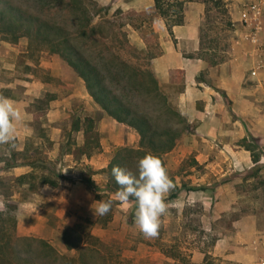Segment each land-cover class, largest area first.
Wrapping results in <instances>:
<instances>
[{"label": "rangeland", "instance_id": "obj_1", "mask_svg": "<svg viewBox=\"0 0 264 264\" xmlns=\"http://www.w3.org/2000/svg\"><path fill=\"white\" fill-rule=\"evenodd\" d=\"M77 1L81 22L91 19L116 52L153 71L165 27L152 0ZM190 1L204 5L197 49L182 46L180 53L204 68L188 85L159 82L171 85L189 129L161 157L176 187L155 239L143 238L134 206L122 205L105 187L110 157L117 148L136 147L135 132L110 120L57 55L24 38L0 37V95L22 115L15 147L0 145V205L13 209L17 235L41 238L73 258L76 249L62 242V231L72 227L71 241L91 235L124 264H172L175 255L192 264H255L264 252V144L257 135L264 131V84L242 80L245 92L237 93L232 78L234 64L238 70L253 59L264 64V53L246 52H253V29L239 20L232 1ZM260 25L262 48L264 13ZM44 177L57 185L45 188ZM96 192L116 202L105 216L93 212Z\"/></svg>", "mask_w": 264, "mask_h": 264}, {"label": "trees", "instance_id": "obj_2", "mask_svg": "<svg viewBox=\"0 0 264 264\" xmlns=\"http://www.w3.org/2000/svg\"><path fill=\"white\" fill-rule=\"evenodd\" d=\"M77 0H0V37L11 43L24 38L31 46L55 54L82 81L86 93L103 113L132 129L136 147H120L106 165V190L116 193L119 186L112 176L113 166L136 172L140 157L153 153L159 158L172 149L189 129L177 107L171 85L161 84L152 71L125 59L77 14ZM186 0H153V8L171 34L173 26L183 22ZM205 2V0H204ZM253 163L259 154L251 146ZM25 175L18 178L22 180ZM40 184L55 187L56 182L44 177ZM104 195V194H103ZM112 200L95 194L96 200ZM113 204H116L114 200ZM0 212V264H124L114 260L107 248L91 235L71 241L72 227L62 231L66 249L75 248L77 256L69 258L50 243L32 236H19L12 214ZM172 264H192L184 257L173 256Z\"/></svg>", "mask_w": 264, "mask_h": 264}, {"label": "clouds", "instance_id": "obj_3", "mask_svg": "<svg viewBox=\"0 0 264 264\" xmlns=\"http://www.w3.org/2000/svg\"><path fill=\"white\" fill-rule=\"evenodd\" d=\"M21 120L14 101L0 95V145L15 147L17 124ZM111 173L119 186L115 198L122 205L134 206L133 221L139 233L144 239L157 238L162 217L169 213L167 197L176 187L161 158L147 153L138 159L135 173L118 165L112 167ZM94 204L97 205L93 210L95 216H105L113 201L100 200ZM0 212L7 213V208L0 205Z\"/></svg>", "mask_w": 264, "mask_h": 264}, {"label": "crops", "instance_id": "obj_4", "mask_svg": "<svg viewBox=\"0 0 264 264\" xmlns=\"http://www.w3.org/2000/svg\"><path fill=\"white\" fill-rule=\"evenodd\" d=\"M230 1H232L231 5H234V10L236 11L237 9L238 18L240 20L239 10L241 9L242 3L255 0ZM203 7V3L199 1L185 2L183 6V22L180 25L173 26L171 29V34L168 33L163 22L165 30L163 29L161 31L160 29V37L162 38L161 43H163L162 52L159 53L158 56L154 57L151 62L153 70L152 73L154 74L158 82L183 83L185 85H188L194 82L195 78L198 76V73L204 68V64L202 61L198 59L184 58L180 53V47L182 46H185V49L187 51H194L197 49L198 26L200 20L202 19ZM260 33L261 32L256 33V36H259ZM246 52L249 54V56L255 55L251 50ZM256 65L257 62H254V59L251 62L247 61L243 63V68H241V70H238L234 64L233 71H236L233 72L232 78H234L237 84L236 86H238V91L236 90L237 93L239 91L242 93L245 92V89L241 87L242 80L255 82L256 88H258V85L261 86L262 84H264V64L261 63V67H257ZM252 71H254V74H251ZM187 87L188 86H186V88ZM219 87L226 90L227 94H230V89L227 88V86L220 84ZM109 119L112 120L111 118ZM114 122L117 123L116 121ZM257 135H259L260 137V142L264 144V131L258 132ZM126 143L127 142H121V144ZM262 255H264V252H262L260 256Z\"/></svg>", "mask_w": 264, "mask_h": 264}, {"label": "built area", "instance_id": "obj_5", "mask_svg": "<svg viewBox=\"0 0 264 264\" xmlns=\"http://www.w3.org/2000/svg\"><path fill=\"white\" fill-rule=\"evenodd\" d=\"M262 12H264V0L244 2L239 10L240 21L246 23L247 26H250L253 29V32L248 35H250V42L254 44L253 52L255 55L264 53V46L261 48L258 36H256V33L261 30V26L259 24ZM256 66H262L260 61H257ZM251 74H254V71H252ZM255 264H264V255L259 257Z\"/></svg>", "mask_w": 264, "mask_h": 264}]
</instances>
